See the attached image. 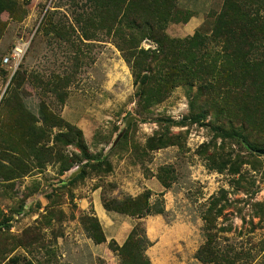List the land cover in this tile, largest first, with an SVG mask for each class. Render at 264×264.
Here are the masks:
<instances>
[{"label": "rangeland", "instance_id": "374dc122", "mask_svg": "<svg viewBox=\"0 0 264 264\" xmlns=\"http://www.w3.org/2000/svg\"><path fill=\"white\" fill-rule=\"evenodd\" d=\"M221 3L177 0V7L198 15L208 29ZM18 4L17 14L0 15L6 25L0 39V105L11 77L2 58L17 39H30L17 67L24 71L20 96L26 107L40 118L38 105L45 102L80 129L88 153L106 159L111 168L84 160L64 174L57 162L32 163L28 171L22 169L27 171L23 174L21 169H1L0 264H21L23 259L35 264H122L109 244L120 247L136 226L148 241L143 254L150 264H207L196 257L205 242L202 215L221 190L226 202L218 204L223 208L212 230L219 250L236 264H264V154L259 153L264 148L248 151L239 142H222L209 126L191 124L168 129L178 135V144L148 150V138L164 132L169 121L189 114L190 90L177 87L151 106L141 102L130 67L104 32L89 29L92 37L82 36L93 9L90 0H18ZM46 20L54 26L47 35ZM186 26L170 23L166 32L175 38L192 35ZM141 47L155 45L143 41ZM56 77L67 79L62 103L46 86ZM126 131L127 138L115 145ZM203 145L209 152L221 150L228 166L220 172L210 168L213 164L200 155ZM73 153H78L74 147L64 148L65 155ZM232 162L240 164L237 174L229 171ZM82 169L83 178L70 181ZM162 169H169V174ZM159 174L172 181L169 188L162 186ZM143 194L163 212L136 218L103 206L104 200ZM86 215L98 219L104 242L96 244L88 236L81 223Z\"/></svg>", "mask_w": 264, "mask_h": 264}, {"label": "trees", "instance_id": "16d2710c", "mask_svg": "<svg viewBox=\"0 0 264 264\" xmlns=\"http://www.w3.org/2000/svg\"><path fill=\"white\" fill-rule=\"evenodd\" d=\"M90 1L93 9L84 22L82 36L90 39L89 29L104 32L130 67L134 83L139 86L136 94L141 102L151 106L163 102L177 87L190 90L189 114L179 121H169L163 125L164 132L148 138V150L178 144V135L169 134L168 129L191 124L209 126L222 142H239L248 151L264 148V0H222L219 11L212 13L208 29L202 25L203 21L192 35L181 38L167 34L168 24H184L193 15L180 10L177 0ZM19 10L18 0H0V15L17 14ZM47 22L46 35L54 28L51 21ZM5 29V23L0 20V39ZM57 34L62 37L61 31ZM143 41L153 43L155 48H142ZM24 82V71L17 68L1 99L0 170L28 171L29 165L35 162H57L59 173L64 174L86 160L98 168L104 165L109 171L111 167L106 159H95L88 153L81 130L62 119L45 102L38 105L40 118L26 107L20 96ZM66 84L67 79L56 77L46 86L62 103L65 100L62 87ZM126 138L127 131L115 145ZM205 146L201 147L200 155L213 164L210 168L224 170L228 165L221 150L213 148L209 152ZM65 147H74L78 153L72 157L65 155ZM238 163L242 165L241 161ZM240 164L229 165L231 174L238 173ZM24 170L21 174L27 172ZM165 170L169 174V169H162ZM84 172L82 169L70 181L83 178ZM158 180L165 189L172 182L166 174H159ZM221 201L226 202L224 190L211 199L202 215L205 242L196 257L207 264H236L226 251L219 250L212 231L223 208V203L218 207ZM103 206L107 211L136 218L163 212L159 204L148 203L147 194L104 200ZM81 223L94 243L105 241L95 216H83ZM147 245L144 233L140 234L137 226L120 247L109 244L122 264H150L143 254ZM21 264L35 263L23 259Z\"/></svg>", "mask_w": 264, "mask_h": 264}, {"label": "built area", "instance_id": "2783aa9c", "mask_svg": "<svg viewBox=\"0 0 264 264\" xmlns=\"http://www.w3.org/2000/svg\"><path fill=\"white\" fill-rule=\"evenodd\" d=\"M30 39H17L10 49L9 53H7L2 58V63L4 65L9 66L11 75L17 69L20 64L22 58L24 57L28 47H29Z\"/></svg>", "mask_w": 264, "mask_h": 264}, {"label": "crops", "instance_id": "0c3cea01", "mask_svg": "<svg viewBox=\"0 0 264 264\" xmlns=\"http://www.w3.org/2000/svg\"><path fill=\"white\" fill-rule=\"evenodd\" d=\"M198 15L192 16L186 23V30L190 33H192L197 26H199L202 23V18L201 20L197 18ZM182 37V36H181ZM17 264V263H16Z\"/></svg>", "mask_w": 264, "mask_h": 264}, {"label": "water", "instance_id": "95a60500", "mask_svg": "<svg viewBox=\"0 0 264 264\" xmlns=\"http://www.w3.org/2000/svg\"><path fill=\"white\" fill-rule=\"evenodd\" d=\"M131 118H132V117H130V119H131ZM130 119H128V120H127V123H126V124H128V123H129ZM259 153H260V154H264V150H260V151H259ZM77 172H78V171H76V172L72 173V175H71V176L73 177L74 175H76V173H77Z\"/></svg>", "mask_w": 264, "mask_h": 264}]
</instances>
